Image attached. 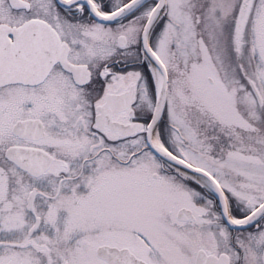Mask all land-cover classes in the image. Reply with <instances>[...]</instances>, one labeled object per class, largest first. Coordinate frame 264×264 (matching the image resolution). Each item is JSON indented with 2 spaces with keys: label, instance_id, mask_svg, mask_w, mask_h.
Listing matches in <instances>:
<instances>
[{
  "label": "snow or ice",
  "instance_id": "snow-or-ice-1",
  "mask_svg": "<svg viewBox=\"0 0 264 264\" xmlns=\"http://www.w3.org/2000/svg\"><path fill=\"white\" fill-rule=\"evenodd\" d=\"M0 264H264V0H0Z\"/></svg>",
  "mask_w": 264,
  "mask_h": 264
}]
</instances>
